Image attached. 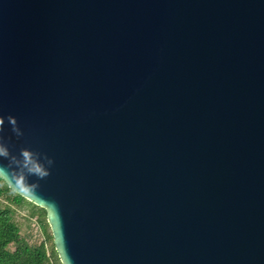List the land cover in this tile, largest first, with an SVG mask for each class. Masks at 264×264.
<instances>
[{
  "label": "water",
  "instance_id": "1",
  "mask_svg": "<svg viewBox=\"0 0 264 264\" xmlns=\"http://www.w3.org/2000/svg\"><path fill=\"white\" fill-rule=\"evenodd\" d=\"M0 118L62 264H264V0H0Z\"/></svg>",
  "mask_w": 264,
  "mask_h": 264
},
{
  "label": "trees",
  "instance_id": "2",
  "mask_svg": "<svg viewBox=\"0 0 264 264\" xmlns=\"http://www.w3.org/2000/svg\"><path fill=\"white\" fill-rule=\"evenodd\" d=\"M37 223L43 238L37 246L25 237ZM0 264H62L54 245L47 211L14 193L0 180Z\"/></svg>",
  "mask_w": 264,
  "mask_h": 264
},
{
  "label": "clouds",
  "instance_id": "3",
  "mask_svg": "<svg viewBox=\"0 0 264 264\" xmlns=\"http://www.w3.org/2000/svg\"><path fill=\"white\" fill-rule=\"evenodd\" d=\"M9 123L13 125V130L17 131L19 134L18 129H16V121L14 117H8ZM4 124L3 118H0V127ZM7 151L0 147V156H7ZM21 155L23 157V165L27 169V175H10L9 170L5 167H0V180L6 179L5 177L8 176L11 179L13 188L20 192V193H36V190L39 188L38 183H29L27 180V176H35L37 180H42L46 178L50 173L46 170L41 164L35 161L32 157V153L27 150H22ZM18 163V162H17ZM49 164H52V161H49Z\"/></svg>",
  "mask_w": 264,
  "mask_h": 264
},
{
  "label": "rangeland",
  "instance_id": "4",
  "mask_svg": "<svg viewBox=\"0 0 264 264\" xmlns=\"http://www.w3.org/2000/svg\"><path fill=\"white\" fill-rule=\"evenodd\" d=\"M25 237L28 239V241L33 244L34 246H37L42 242L43 238L38 230L37 223L32 226H28L25 229Z\"/></svg>",
  "mask_w": 264,
  "mask_h": 264
}]
</instances>
